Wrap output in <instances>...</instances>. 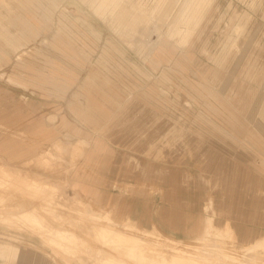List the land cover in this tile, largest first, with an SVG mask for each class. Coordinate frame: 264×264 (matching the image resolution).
I'll list each match as a JSON object with an SVG mask.
<instances>
[{"label":"rangeland","instance_id":"1","mask_svg":"<svg viewBox=\"0 0 264 264\" xmlns=\"http://www.w3.org/2000/svg\"><path fill=\"white\" fill-rule=\"evenodd\" d=\"M183 1L165 23L167 5L159 8L160 0H42L23 11L21 21L12 10L17 1L0 0V29L15 35L6 40L0 34V264H100L97 253L119 256L108 235L117 242L121 236L134 238L148 260L187 251L208 264L226 262L220 258L264 264V250L254 246L264 238V121L253 116L264 107V0H212L195 36L180 47L182 23L167 37ZM134 15L152 22L158 33L130 27L125 18L132 22ZM22 29L30 38L17 48ZM68 29L73 40L64 34ZM65 42L72 47L66 50ZM55 75L63 81L49 80ZM100 119H133L131 124L157 133L147 155L132 150L126 165L137 171L141 184L158 178L164 197L185 211V232L144 229L115 207H105L112 201L101 203L100 187L118 193L124 187L109 185L104 176L117 179L120 173L87 159L93 131L105 124ZM54 150L58 158L50 161ZM208 162L212 170L206 172ZM259 162L260 170L252 166ZM32 179L56 187H47L41 197L2 189L3 183L16 188ZM172 179L181 184L177 192L168 190ZM136 188L147 185H134L128 196ZM52 193L53 203L46 200ZM210 200L214 205L207 211ZM35 205L55 228L80 236L93 260L73 262L43 233L4 223L2 216ZM44 208L84 220L63 223ZM210 216L217 224L213 228L207 224ZM205 231L213 235L196 238ZM12 248L18 257L1 254Z\"/></svg>","mask_w":264,"mask_h":264},{"label":"bare ground","instance_id":"2","mask_svg":"<svg viewBox=\"0 0 264 264\" xmlns=\"http://www.w3.org/2000/svg\"><path fill=\"white\" fill-rule=\"evenodd\" d=\"M16 1L17 2H16L15 8H14V6L12 7V10L13 9L18 10V12L15 13V17H14V18H16V21H21L24 19L25 13H23V11H26L28 9L29 10L35 9L38 4L42 3V0H16ZM169 2H170V4H168ZM178 2H179V0H160L159 8H163L165 5H167V9L165 10L163 17H162L164 19L165 23L167 22L168 18L171 16V12L174 9L175 5L178 4ZM211 3H212V0H184L182 2V4L179 6V13H178L177 17H175L176 19L174 20V18H173L171 20V23L168 27L169 28V31H168L169 35L167 38H169V37L172 38L177 32L181 31V33L183 35V37H182L183 40L180 41V47L187 45L192 40V38L195 36V33L197 32V29L199 28V26L202 24L203 20H205L207 18L208 14H209L208 11L210 9ZM14 18H13V20H14ZM125 19H126L127 23L130 25V27L138 30L139 32H142L143 34L149 35L152 33V31H155V33H158V30H159L158 27L157 26L155 27V25L152 22L146 23L145 17L139 18V17H136L134 15L132 22H130L127 17ZM21 23H24V22H21ZM179 23L180 24L182 23L183 27H182V29H179L176 32V30L178 29ZM28 29H30V31H29L30 33L35 32V29H33L32 27L28 28ZM240 29L243 31L245 29V27H240ZM26 31H27V29L20 30L21 37H19L15 42V44L18 46L17 48L23 46L22 41L29 40L30 36L25 35ZM0 34L2 36H4V38L6 40H13V37L15 38L14 33L9 28H6L4 30L0 29ZM64 34L67 36L66 38L73 40L70 37V35L72 34L70 29H68L67 31H64ZM66 38H64V39H66ZM159 39L162 40L163 36L159 37ZM62 47H64V46L61 45V43L58 42L56 44V48L58 50H61ZM65 47L67 50V49H70L72 46H71V44L66 43ZM49 80H51L52 82H56V83L59 81H63L61 79V75H55L54 77L50 78ZM65 81H68V80H65ZM212 95H214V94H212ZM57 145H58V148H60L59 147L60 145L57 144L56 142L54 143L53 147L56 149ZM56 151L54 150L53 153H50V158H49L50 161H53V160L58 158L55 155ZM17 176H18V174H15V177H17ZM4 181H8V180H4ZM31 181H34V182H29L26 185L17 186L16 188L9 187L8 184L3 183L2 185H4V187L2 189H5V190L16 189L22 195L29 196V197H35L37 195L40 196V195H43L45 193L47 194V190H48L47 187H49V189H54L56 187L54 185L48 186L49 184L37 182L34 179H32ZM10 194H12V193H10ZM8 196H9V194H8ZM50 197H51L50 200H48L47 198H46V200L51 201V203H53L52 201H53V199H55V197H53V193H52V195H50ZM10 199H11V197H10ZM78 200H81V199L78 198ZM8 201H10V200H8ZM8 203H10V202H8ZM6 204H7V202H6ZM48 205H49V203H48ZM62 205L66 206V208L69 209L70 211H71V209H73L74 211H77L79 213L83 211L82 206H79V208H74V207L69 206V205H64V204H62ZM213 205H214V201L210 200L209 204L207 205L206 210L207 211L212 210ZM14 206H16V205H14ZM50 206H51V204H50ZM36 207L37 206L35 205L34 207H32L33 208L32 210L27 211V212L22 211L20 213V215L19 214L16 215V213L15 214L13 213V215H11L9 217H3L2 216V219H3L4 223L8 224V226H10L11 228H16V229L21 230V231H22V228H24V229L31 228L37 232L43 233L44 234V240L46 242L48 241V242L52 243V246L55 249H57L58 251L62 250L64 252V255L67 257H71V259L86 260L87 257H91V259L93 260V257H94L93 253L89 250V247H87V245L85 246V244H83L84 240H82L80 238V236L73 233L72 231H67L68 229H63L64 227H61L62 229L59 228L60 226H58L59 229L55 228L56 226H54L52 224V221H50L51 223L48 222L47 217L45 218L37 210L38 208H36ZM51 207H53V205ZM46 209H48V208H44V210H46ZM48 210H49L48 212L50 213V215L53 216L54 219L60 220L63 223L67 222L69 224H78L79 221L84 220L83 217H76L75 215H73V213L63 214L62 213L63 211L62 212H55V210L54 211L51 209H48ZM213 212H215V210H213ZM3 215H5V214H3ZM6 215H7V213H6ZM207 224L210 228L217 226L213 216H210V218L207 219ZM229 226H230V224H228V227ZM202 235L203 236L199 235L196 238H199L200 240H205L207 237H209L210 235H213V234H212V232L205 231ZM108 238L112 241V243H116L115 245L112 246V248L115 249L116 251H118L119 256H116V255L111 256L108 254H101L99 257L98 253H97L95 256V259H98L97 261L95 260L96 263H100V264H128V262L133 261L134 264H208L207 262L205 263L202 260L200 261L201 257L193 258L192 256H190L191 254L187 251H178V252H175L172 254L164 253V254H160V256H158V257H155L154 260H148V258L146 257L144 247L136 246L133 244V241H135L134 238H131L129 236H126V237L121 236V237H119L120 238L119 242L116 241V239H118V238H115V239L111 238L110 235H108ZM81 244H82V246H81ZM254 246L259 247V248L261 247V249L264 250V238L257 240L254 243ZM3 247L10 248L9 246H3ZM248 250L251 251V249H248ZM1 252H2L1 254H4V255L11 253L12 256L18 257V253L16 252V250L14 248H12L10 250L1 249ZM84 253H87V254L85 255ZM220 260H224L226 262H220L218 264H254L250 261L235 262L236 260H233V259L228 260V259H221V258H220Z\"/></svg>","mask_w":264,"mask_h":264},{"label":"crops","instance_id":"3","mask_svg":"<svg viewBox=\"0 0 264 264\" xmlns=\"http://www.w3.org/2000/svg\"><path fill=\"white\" fill-rule=\"evenodd\" d=\"M258 112L260 114L257 113L253 115L255 116L254 120L256 121L261 119L264 121V107L262 112L260 106ZM258 115L260 117L262 115L263 117L260 119L259 117L256 118V116ZM131 121L134 120L100 119V122H105V124L101 126L103 127V129L93 131L94 137H96V139H94V141L91 143L94 145L92 150H89V153H87L88 161L97 163L98 165L108 169L109 171H114L113 175H116V173H120L121 177L117 179H110L108 175L104 176L108 180L109 185H113L118 189L124 187V189H122L123 191H119V193L116 189H113V191L111 192L109 190H103L100 187L99 190L101 193V203H111L112 201V205L108 206L107 204H105V207H115L116 212L120 211L122 214H127V217L130 218V220L137 223L144 229H160L164 232H174V234L181 231L185 232V229H182V227L183 224L186 223L187 215L176 201L170 199L167 200L164 197L165 193H163L162 188H160L163 186L159 185L156 182V179L158 178H153L151 180L149 179L150 183L148 184H141L138 180H135L140 176L139 174H135V172L137 171L126 165L130 163V160L127 159V154L130 151L133 150L136 152H140L143 155H147V149L153 146L154 141H158L157 139L159 138V136H157V133L151 135L153 133L142 130V126L140 129L139 125H137L136 123L131 124ZM116 122H122V124H116ZM141 146L143 149L141 148ZM117 148H120L119 150L122 152L117 151ZM206 164L208 165H206L203 169L206 172L212 170L211 163L208 162ZM252 166L257 167V169L259 170L261 169L260 162ZM145 167L152 168L148 164H145ZM98 176L100 179H103L104 177L101 176V172H99ZM109 176H111V173ZM152 180H154L156 183H153ZM172 180H174V183H171L172 185H170V188L168 190L172 192L179 191L175 189V186H179L181 184L176 183V179ZM198 182L199 184H202L197 180V183ZM206 184L207 182L205 181L204 185L206 186ZM103 185H106V182ZM134 185L139 187L142 185H147V188H136L134 193L128 196V193L132 191V187ZM134 194L136 195L134 196ZM256 195L258 197L261 196L260 193ZM174 198L178 200L179 196H176ZM165 201H168L167 205L165 204ZM189 227L188 231L190 230ZM193 232H195V234L200 233L195 231V229L193 230ZM80 261L82 260H75L73 262L80 263Z\"/></svg>","mask_w":264,"mask_h":264}]
</instances>
